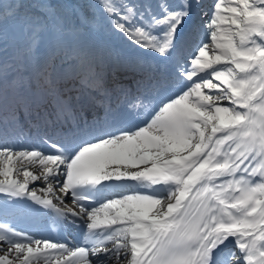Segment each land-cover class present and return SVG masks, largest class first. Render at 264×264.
Returning a JSON list of instances; mask_svg holds the SVG:
<instances>
[{
	"label": "snow or ice",
	"instance_id": "1",
	"mask_svg": "<svg viewBox=\"0 0 264 264\" xmlns=\"http://www.w3.org/2000/svg\"><path fill=\"white\" fill-rule=\"evenodd\" d=\"M9 20L0 264H264V0H0V45ZM21 125L39 145L9 144ZM29 210L83 239L8 222Z\"/></svg>",
	"mask_w": 264,
	"mask_h": 264
},
{
	"label": "trees",
	"instance_id": "2",
	"mask_svg": "<svg viewBox=\"0 0 264 264\" xmlns=\"http://www.w3.org/2000/svg\"><path fill=\"white\" fill-rule=\"evenodd\" d=\"M89 11L95 13L98 11V9L96 7H92L89 9ZM4 31L6 38L0 46L3 47L4 57L11 61L16 54L17 44L19 43V37L17 33L20 34V29L15 20H9V22L4 25Z\"/></svg>",
	"mask_w": 264,
	"mask_h": 264
},
{
	"label": "bare ground",
	"instance_id": "3",
	"mask_svg": "<svg viewBox=\"0 0 264 264\" xmlns=\"http://www.w3.org/2000/svg\"><path fill=\"white\" fill-rule=\"evenodd\" d=\"M213 2H214V0H201L202 5H203V3H204V5H203V11H204V12H208V11H210V8H211V5L213 4ZM80 11H83V10H82V9H79V12H80ZM105 36H109L108 32L105 33ZM113 38L116 39L118 42H121V41H122V40L116 38V36L113 37ZM121 43H122V42H121ZM30 145H32V144H30ZM26 146H28V145H26ZM35 167H36V166H32V168H31L30 170L35 171Z\"/></svg>",
	"mask_w": 264,
	"mask_h": 264
},
{
	"label": "rangeland",
	"instance_id": "4",
	"mask_svg": "<svg viewBox=\"0 0 264 264\" xmlns=\"http://www.w3.org/2000/svg\"><path fill=\"white\" fill-rule=\"evenodd\" d=\"M144 2L145 3H151L152 4V6H153V8H155V6H156V0H144ZM95 14H96V16H97V18L98 19H100L101 18V13H100V11H98V12H95ZM108 34L109 35H111V36H116V38H118V39H120V40H122V41H125L124 39H123V37H121L120 35H118V34H112V33H110V32H108ZM127 42V41H126ZM128 43V42H127ZM130 45V44H129ZM133 47V46H132ZM134 48V47H133ZM20 132H21V130H20ZM15 133V132H14ZM16 134V133H15ZM21 135H23V134H21ZM21 135H19V136H21ZM19 136H16V138H19ZM13 143H15V141L13 140Z\"/></svg>",
	"mask_w": 264,
	"mask_h": 264
}]
</instances>
